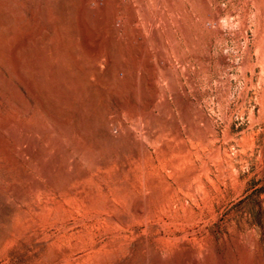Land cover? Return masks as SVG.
<instances>
[{"label":"rangeland","instance_id":"rangeland-1","mask_svg":"<svg viewBox=\"0 0 264 264\" xmlns=\"http://www.w3.org/2000/svg\"><path fill=\"white\" fill-rule=\"evenodd\" d=\"M0 264H264V0H0Z\"/></svg>","mask_w":264,"mask_h":264}]
</instances>
